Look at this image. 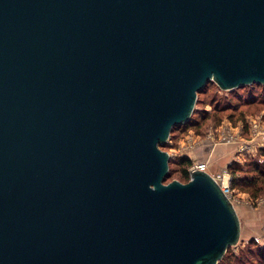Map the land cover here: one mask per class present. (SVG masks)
<instances>
[{"label":"water","instance_id":"95a60500","mask_svg":"<svg viewBox=\"0 0 264 264\" xmlns=\"http://www.w3.org/2000/svg\"><path fill=\"white\" fill-rule=\"evenodd\" d=\"M211 81L264 85V0H0V264H219L239 212L163 149Z\"/></svg>","mask_w":264,"mask_h":264},{"label":"rangeland","instance_id":"374dc122","mask_svg":"<svg viewBox=\"0 0 264 264\" xmlns=\"http://www.w3.org/2000/svg\"><path fill=\"white\" fill-rule=\"evenodd\" d=\"M261 91V88H246L225 92L217 85L210 84L206 92L199 94L195 112L191 117L192 121L200 122L198 128H186V126L179 125V128L171 133L170 140L163 148L169 152L171 163H173L170 168L172 169L171 177L166 183L173 181L184 183L179 179L180 172L177 165V162L182 157L191 158L193 166L206 164L207 170L215 175L223 174L225 170L229 172L231 176V193L235 202L234 205L242 221V232L238 245L232 247L227 256L234 254L241 256L246 251H255L256 246L252 245L253 239H256L258 242L255 241L259 247L264 249V197L253 201L247 193L234 189L233 175L228 169L232 163L239 162L237 161L239 158L241 159L239 163L246 164L247 160L255 156L244 154L240 156L237 144L221 142L223 133L237 134L241 125L247 126L248 119L264 118V105L261 103L264 100V95ZM246 99H257V102L248 105ZM214 100H218L222 104L228 102H232L235 105L239 104V110L237 112L230 110L225 114L214 117V104H212ZM205 113L211 114L210 118H206L208 115ZM210 136L212 139L209 138ZM193 166L189 169V175Z\"/></svg>","mask_w":264,"mask_h":264},{"label":"trees","instance_id":"16d2710c","mask_svg":"<svg viewBox=\"0 0 264 264\" xmlns=\"http://www.w3.org/2000/svg\"><path fill=\"white\" fill-rule=\"evenodd\" d=\"M210 84H215L214 82H209L206 87L203 89V91L199 94H203L206 92L207 87ZM246 88H251V89H256V88H261L262 91L261 93L264 95V85L262 84H252L248 86H242L239 87L235 90L229 91H237L241 89H246ZM226 92V91H225ZM257 96V94H255ZM239 101H241L240 98H238ZM246 103L248 105L254 104L257 102V99H246ZM262 105H264V100L261 102ZM214 104L213 108V116L218 117L219 115L225 114L226 112L233 110L234 112H237L239 110V104H233L232 102L228 103H220L218 100H214L212 102ZM206 118H210L211 114L205 113ZM233 116V115H232ZM205 118V117H204ZM198 121H192L190 119L189 122L185 123L183 127L186 126V128L193 127V128H198L199 126ZM190 125V126H189ZM179 126L174 127L173 131L178 129ZM172 131V132H173ZM166 146V144L163 146V148ZM171 163V162H170ZM173 165V163L170 164V168ZM177 165L179 166L178 171L180 172L179 179L183 181L184 183H188L190 181V175H189V169L193 166V160L189 157H182L178 162ZM229 171L233 175V188L238 189L240 191H243L244 193H247L250 195L251 199L253 201H257L260 198L264 197V149H261L259 151V154L255 156L254 158H250L249 160L246 161V164H242L239 162H234L228 167ZM166 178V181L171 177V171ZM256 239H253L252 245L256 246V250H250L246 251L245 254H242L241 256L237 255H229V252L231 251L232 247L229 248L227 254L225 257L220 261L219 264H264V249L259 247V245L255 241ZM258 242V241H257ZM257 244V245H256Z\"/></svg>","mask_w":264,"mask_h":264},{"label":"built area","instance_id":"2783aa9c","mask_svg":"<svg viewBox=\"0 0 264 264\" xmlns=\"http://www.w3.org/2000/svg\"><path fill=\"white\" fill-rule=\"evenodd\" d=\"M221 142L228 144H237L239 155H254L256 156L261 149H264V118L256 117L247 120V126L241 125L237 134L230 135L225 134L221 136ZM212 139V137H209ZM239 158L237 161H240ZM205 171L210 173L207 170L206 164H199L198 166H193L191 175L195 171ZM215 181L220 185L224 193L231 199L233 204H235L232 193H231V180L230 174L227 170L223 174L215 175L210 173Z\"/></svg>","mask_w":264,"mask_h":264},{"label":"crops","instance_id":"0c3cea01","mask_svg":"<svg viewBox=\"0 0 264 264\" xmlns=\"http://www.w3.org/2000/svg\"><path fill=\"white\" fill-rule=\"evenodd\" d=\"M210 173H212V172H210Z\"/></svg>","mask_w":264,"mask_h":264}]
</instances>
